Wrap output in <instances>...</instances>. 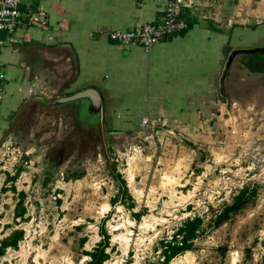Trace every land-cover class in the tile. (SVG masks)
<instances>
[{
    "label": "rangeland",
    "instance_id": "obj_1",
    "mask_svg": "<svg viewBox=\"0 0 264 264\" xmlns=\"http://www.w3.org/2000/svg\"><path fill=\"white\" fill-rule=\"evenodd\" d=\"M194 3L213 19H203L200 11L187 17L220 30L223 39L228 25L236 26L232 42L249 41L237 50L264 47V31L240 28L264 21L247 20V14L264 17V0ZM231 46L199 60L182 103L170 104L162 90L153 97L146 89L135 109L105 112L98 131L84 130L73 112L60 114L39 101L13 112L0 139V239L15 231L23 237L5 250L0 264H84L86 252L104 240L103 229L110 235L104 264H162V241L195 216L203 218L201 233L170 264H264V94L236 83L240 62L249 65V57L235 55L228 66ZM131 48L124 46L122 54ZM49 53L48 67L32 76L36 95L54 100L86 88L73 83L77 66L67 51ZM256 56L251 66H263ZM226 74L231 80L224 83ZM97 75L95 88L102 93L106 82L120 77L113 67ZM126 77L115 84H132L133 77ZM118 174L132 201L122 197ZM245 186L257 196L217 225V216ZM21 192L26 214L17 219Z\"/></svg>",
    "mask_w": 264,
    "mask_h": 264
},
{
    "label": "crops",
    "instance_id": "obj_2",
    "mask_svg": "<svg viewBox=\"0 0 264 264\" xmlns=\"http://www.w3.org/2000/svg\"><path fill=\"white\" fill-rule=\"evenodd\" d=\"M167 2L168 0H25L23 9H33L36 12L44 10L47 24L20 27L12 36L4 32L0 34V75L4 74L0 81L5 84L7 79L8 82L11 81L9 90L0 102V139L8 128L10 115L39 92L34 88L37 84L32 76L48 67L47 59H52L49 52L54 50L68 52L77 66L73 83L84 84L86 88L95 87L99 83L97 72L100 69L115 68L119 79L112 83L106 82L102 87L103 93L101 92L106 98L105 112H114L135 109L140 102L139 95L146 89L150 90L153 97H156L158 90H162L164 98H168L170 104L176 101L182 103V91L190 84L188 79L190 74H194L193 68L200 69L197 63L202 57L211 56L227 44L232 45L230 51L249 45V41L244 44L232 42L236 28L232 23L228 25L225 40L220 30L211 25L205 27L191 19L193 24L190 28L159 43L151 53L141 46H134L123 55L121 51L126 45L111 39L108 32L127 30L138 23L160 22ZM190 12L193 10L185 9L184 13L188 15ZM247 15L249 22L264 19ZM240 28L247 32H256L259 28L264 31V21ZM221 54L217 57V62L222 58ZM258 57L264 61V56ZM249 65L252 71H264V65L251 66L250 61ZM215 68L218 69V66ZM133 71L135 73L131 75ZM126 76L133 77L132 84L126 82L122 85L123 88L118 86L119 83L115 84L126 81ZM261 91L264 94V90ZM257 100L260 99L254 98V101Z\"/></svg>",
    "mask_w": 264,
    "mask_h": 264
},
{
    "label": "built area",
    "instance_id": "obj_3",
    "mask_svg": "<svg viewBox=\"0 0 264 264\" xmlns=\"http://www.w3.org/2000/svg\"><path fill=\"white\" fill-rule=\"evenodd\" d=\"M195 0H168L160 22L138 23L127 30H114L108 32L111 39L123 44L141 46L150 50L159 43L186 30L189 27V18L185 15V9L200 11V17L212 18L205 15L198 7L193 6ZM25 0H0V34L13 35L23 26L46 25L47 17L44 10L23 9ZM4 74L0 75V79ZM6 84L0 81V102L4 99Z\"/></svg>",
    "mask_w": 264,
    "mask_h": 264
},
{
    "label": "trees",
    "instance_id": "obj_4",
    "mask_svg": "<svg viewBox=\"0 0 264 264\" xmlns=\"http://www.w3.org/2000/svg\"><path fill=\"white\" fill-rule=\"evenodd\" d=\"M192 20L189 19V28L192 26ZM259 55V54H258ZM120 178V174H118ZM122 181V197H127L131 199L132 197L128 192V187L124 178H120ZM20 199L15 208V217L22 218L26 214V208L24 207V192L19 193ZM257 196V190L251 186L243 187L234 196L233 201L227 204L223 211L217 216L216 224L220 225L227 221L232 214H237L241 209L245 208L252 198ZM132 207L134 202H132ZM139 216V215H137ZM203 227V218L201 216H195L194 218H187L177 229V231L172 235L171 239H164L162 241V254L163 262L162 264H170V262L178 256L180 253L190 250L193 246L194 240L199 236ZM104 240H102L93 251H87L86 255L89 256L84 264H104L108 259H110V253L107 251L110 245V235L108 232L102 230ZM23 237L22 231H15L11 233L6 238L0 239V256L4 254L5 250L9 247H17L18 242ZM85 239L82 240V243Z\"/></svg>",
    "mask_w": 264,
    "mask_h": 264
},
{
    "label": "water",
    "instance_id": "obj_5",
    "mask_svg": "<svg viewBox=\"0 0 264 264\" xmlns=\"http://www.w3.org/2000/svg\"><path fill=\"white\" fill-rule=\"evenodd\" d=\"M238 54L246 56L248 55L249 63L251 56L253 57L257 54L264 56V47L233 51L229 58L230 61L228 66L235 58V55ZM243 57L245 56H242V58ZM238 71L240 72L235 75L237 79L236 83L239 84L241 88L243 87L245 92L248 90H254L255 88L264 90V71H252L248 64L243 65L242 62H240V68ZM227 75L228 74L224 76V80L226 81L224 83H227L231 80V77L229 79L226 78ZM36 101L42 102L44 106L60 114L65 110L73 112V117L79 121L83 129L86 131H98L99 128L104 126V101L101 92L95 87H87L73 94L61 96L54 100H49L43 96L35 95L25 103L28 106ZM110 133L121 134L123 132L112 131Z\"/></svg>",
    "mask_w": 264,
    "mask_h": 264
},
{
    "label": "flooded vegetation",
    "instance_id": "obj_6",
    "mask_svg": "<svg viewBox=\"0 0 264 264\" xmlns=\"http://www.w3.org/2000/svg\"><path fill=\"white\" fill-rule=\"evenodd\" d=\"M258 55V54H257ZM260 56V55H259Z\"/></svg>",
    "mask_w": 264,
    "mask_h": 264
}]
</instances>
